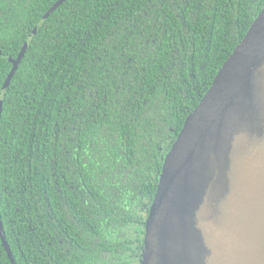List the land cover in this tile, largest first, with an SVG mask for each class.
Masks as SVG:
<instances>
[{"label":"trees","instance_id":"16d2710c","mask_svg":"<svg viewBox=\"0 0 264 264\" xmlns=\"http://www.w3.org/2000/svg\"><path fill=\"white\" fill-rule=\"evenodd\" d=\"M56 1L0 0V94L25 48L0 102V264H141L164 158L264 0L44 17Z\"/></svg>","mask_w":264,"mask_h":264},{"label":"water","instance_id":"95a60500","mask_svg":"<svg viewBox=\"0 0 264 264\" xmlns=\"http://www.w3.org/2000/svg\"><path fill=\"white\" fill-rule=\"evenodd\" d=\"M263 34L264 6L166 154L141 264H248L246 245L264 194V44L256 46ZM24 50L9 58L0 102ZM0 237L12 260L1 223Z\"/></svg>","mask_w":264,"mask_h":264},{"label":"bare ground","instance_id":"6f19581e","mask_svg":"<svg viewBox=\"0 0 264 264\" xmlns=\"http://www.w3.org/2000/svg\"><path fill=\"white\" fill-rule=\"evenodd\" d=\"M264 44V34L261 36L256 46L259 48ZM255 52L251 56L253 58ZM248 264H259L264 257V194L257 210L253 216L249 238L246 245Z\"/></svg>","mask_w":264,"mask_h":264}]
</instances>
